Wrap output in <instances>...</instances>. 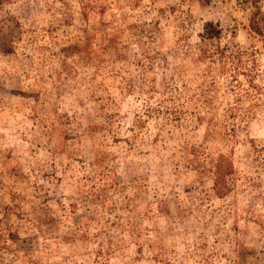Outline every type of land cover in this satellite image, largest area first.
<instances>
[{
    "label": "rangeland",
    "instance_id": "374dc122",
    "mask_svg": "<svg viewBox=\"0 0 264 264\" xmlns=\"http://www.w3.org/2000/svg\"><path fill=\"white\" fill-rule=\"evenodd\" d=\"M7 15L0 264H264V0H5Z\"/></svg>",
    "mask_w": 264,
    "mask_h": 264
},
{
    "label": "trees",
    "instance_id": "16d2710c",
    "mask_svg": "<svg viewBox=\"0 0 264 264\" xmlns=\"http://www.w3.org/2000/svg\"><path fill=\"white\" fill-rule=\"evenodd\" d=\"M5 0H0V4H2ZM11 19V16H3L0 18V52H6L10 47V41L11 38H9L12 27L17 26L18 23L14 20L12 23V20L10 23L9 21ZM250 28L255 33H260L261 25L259 21H255L253 18L250 19ZM202 38L205 40H211L213 38H218L220 34V30L218 26L212 22H205L202 28ZM231 172V165L229 160L226 158L220 156L217 159V162L214 165V171H213V190L216 195H223L226 190V180L225 176Z\"/></svg>",
    "mask_w": 264,
    "mask_h": 264
}]
</instances>
